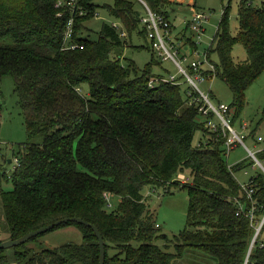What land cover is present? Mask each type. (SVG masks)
Returning a JSON list of instances; mask_svg holds the SVG:
<instances>
[{"label": "trees", "instance_id": "16d2710c", "mask_svg": "<svg viewBox=\"0 0 264 264\" xmlns=\"http://www.w3.org/2000/svg\"><path fill=\"white\" fill-rule=\"evenodd\" d=\"M68 1L0 0V97L2 78L11 75L27 132L46 134L42 144L19 150V165L7 178L13 189H0L5 219L0 235L2 229L7 240H15L77 217L103 236L104 264H173L186 251L215 264H264V175L249 179L253 193L248 198L235 173L253 163L227 165L224 139L205 128L201 103L189 104L183 78L169 83L155 77L154 60L143 70L133 60H123L127 42L111 24L102 25L95 41L82 38L81 24L94 17L96 0H77L87 14L82 17L71 13L64 5ZM143 1L169 21V0ZM137 5L143 6L138 0H115L104 9L122 25L127 41L134 34L143 37L145 45L135 49L149 50ZM72 16L73 41L80 45L75 50L64 43ZM227 18L225 12L218 42L206 52L239 113L247 90L264 72V0H240L237 36L230 34ZM236 43L247 54L241 63L232 56ZM197 132L207 136L205 144H194ZM258 158L264 159V151ZM179 174L190 179L178 187L188 191L189 203L173 254L155 244L167 237L156 229L143 189L165 190ZM106 196L119 198L116 211H109ZM66 226L79 230L82 245L50 248L41 241L43 234L0 249V264H99L92 229L68 223L53 230Z\"/></svg>", "mask_w": 264, "mask_h": 264}, {"label": "rangeland", "instance_id": "374dc122", "mask_svg": "<svg viewBox=\"0 0 264 264\" xmlns=\"http://www.w3.org/2000/svg\"><path fill=\"white\" fill-rule=\"evenodd\" d=\"M115 0H96L98 6L95 10L94 17L85 19L80 27L81 37L90 41H95L100 36V30L104 23L114 26L120 25L117 20L110 16L104 9L105 5H113ZM170 9L169 22L174 26V37L182 35L190 39L188 44L181 45L180 53L190 56L188 62L183 63V67L190 64L191 61L203 62L206 67V56L204 53L212 45L217 43L218 31H220V21L225 12L228 16L229 31L232 36L239 33L238 24V6L240 0H169ZM138 11L144 15L145 10L141 5L136 6ZM173 8V10H172ZM194 11L204 13L209 19L202 24L203 35L200 40L196 35H192L186 30V23L192 19ZM87 15V14H86ZM85 16V15H84ZM122 28V27H121ZM223 30V27H222ZM120 32H123L120 29ZM222 32V31H221ZM127 46L123 52V60H133L135 64L143 70L149 63H152L151 72L155 77L168 79L170 75H177V68L171 62H163L161 58L155 55L151 49H141L136 47L145 45L142 36L134 34L131 40L127 41ZM217 41V42H216ZM1 43V42H0ZM193 43V50L190 44ZM4 44V42H3ZM198 52V56L195 54ZM193 53V55H192ZM232 56L236 63H241L247 59L244 47L236 43L232 49ZM211 61L219 65L217 56L212 55ZM169 71V73L167 72ZM181 89L184 92H190V86L181 79ZM199 90L204 95L209 96L210 103L214 106L224 104L230 107V116L233 120L231 126L233 131L243 136L244 146L237 145L230 151L226 157L228 166H233L239 162L253 163L235 173L236 180L245 185L253 176L260 175L261 169L255 164V161L249 157L248 150L251 152L264 151V72L256 79L253 85L247 90L243 108L238 113V107L234 102L232 92L229 87L218 77L211 80H205L199 86ZM83 94H87L88 88L84 87ZM210 93V94H209ZM237 116V117H235ZM220 123L219 120H217ZM46 134L29 135L26 128L25 118L23 116L20 98L15 91L14 78L6 75L1 81L0 97V189L11 191L13 184L8 177L12 175L18 167L15 159L19 158V150L28 144L40 145L44 142ZM206 137L201 132H197L194 138V144L206 143ZM261 137L262 141L258 142ZM10 161V163H9ZM174 183H169L165 188H154L147 186L143 189V194L147 201L148 209L153 215L155 225L158 224L159 234L165 235L166 240L158 239L157 244L162 250L175 254V238L184 230L187 223L189 194L187 190L178 189L183 184L190 182L187 175L179 174ZM110 203L109 211H116L119 204L118 197L107 196ZM1 204V203H0ZM0 205V226L4 225V215ZM2 214V215H1ZM1 240L8 239L7 234L1 229ZM264 240V232L261 235ZM41 241L50 248H56L64 244L82 245L83 239L79 230L75 226H66L45 233ZM35 247V245H31ZM205 256V255H204ZM191 251H186L183 257L176 259L173 264H215L208 257Z\"/></svg>", "mask_w": 264, "mask_h": 264}, {"label": "built area", "instance_id": "2783aa9c", "mask_svg": "<svg viewBox=\"0 0 264 264\" xmlns=\"http://www.w3.org/2000/svg\"><path fill=\"white\" fill-rule=\"evenodd\" d=\"M143 5L145 14L140 16L139 23L142 29L145 31L146 38L148 40L151 51L157 55L163 62H171L174 64L178 70L177 75H170L168 79L164 81L169 83H177L176 81L182 77L184 81L190 86L191 91L188 92L190 98L189 104L195 102L201 103L199 112L201 114L202 121L204 122L205 128L216 137H222L224 139V150L225 156L228 157L230 151L235 149L237 145L244 146V137L237 135L231 126L232 120L230 116V107L224 104H218L214 106L210 103L209 96L204 95L203 92L199 90V86L204 83L205 80H211L215 77V68L212 63L206 59V67H203V62L191 61L190 64L183 67V63L188 62L190 56L182 55L180 53L181 45L188 44L190 39L185 38L184 35L181 37H174V26L168 21L163 19L154 13L143 0H138ZM62 5L61 2L57 3L56 7L59 8ZM64 5L68 6L71 13L75 16L82 17L86 15V11L77 3V0H70ZM61 15V14H60ZM209 18L199 11H194L192 19L186 23V30L192 35H196L197 39L200 40L203 35L202 24L206 22ZM75 18L72 16L68 20L65 28L64 43L65 48L70 50H75L80 47V45L73 41ZM123 38L125 37V32H120L122 29L119 25L114 24L113 26ZM193 50V43L190 44ZM198 56V52H195ZM193 55V53H192ZM207 58V52L204 53ZM204 72H211L212 76L207 77ZM157 81V80H156ZM159 81V80H158ZM155 82L152 80L149 82V86H153ZM197 95V98L196 96ZM220 121V123L217 122ZM258 142L262 141L259 137ZM259 152H251L248 150L249 157L255 161L261 169V174L264 175V159H259ZM16 166L19 165L18 159H15ZM248 198H251L253 193L252 185L245 184L242 185ZM107 198V196H106ZM238 214V213H237ZM252 218V215H249ZM263 222V221H262ZM262 224V223H261ZM159 228V225H155Z\"/></svg>", "mask_w": 264, "mask_h": 264}, {"label": "water", "instance_id": "95a60500", "mask_svg": "<svg viewBox=\"0 0 264 264\" xmlns=\"http://www.w3.org/2000/svg\"><path fill=\"white\" fill-rule=\"evenodd\" d=\"M68 223H77V224H80L82 226H85V227L92 229V231L94 232V234L96 235L97 240H98L99 251H100L99 264H104V261H105V241H104L103 236L101 235L99 230L94 225L88 223L87 221H85L81 218H77V217L64 218L62 220H58L52 224H49L45 227L39 228L37 230H33V231L25 234L24 236H22L19 239H15V240L9 239V240L3 241L0 243V249H10L12 247L23 245L35 237L43 235V234L53 230L54 228H57L63 224H68ZM256 237H257V234L255 235V237L252 241L250 249L252 248V245L255 242Z\"/></svg>", "mask_w": 264, "mask_h": 264}, {"label": "crops", "instance_id": "0c3cea01", "mask_svg": "<svg viewBox=\"0 0 264 264\" xmlns=\"http://www.w3.org/2000/svg\"><path fill=\"white\" fill-rule=\"evenodd\" d=\"M9 163H10V161H9Z\"/></svg>", "mask_w": 264, "mask_h": 264}]
</instances>
